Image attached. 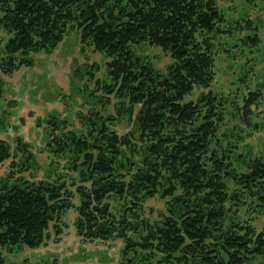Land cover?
<instances>
[{"label": "trees", "instance_id": "trees-1", "mask_svg": "<svg viewBox=\"0 0 264 264\" xmlns=\"http://www.w3.org/2000/svg\"><path fill=\"white\" fill-rule=\"evenodd\" d=\"M224 21L216 0H0L7 35L1 72L31 65L32 53L53 50L75 29L80 43L108 58L109 79L100 87L121 103L115 116L79 115V131L48 120V150L68 158V171L54 177L27 179L35 163L30 145L11 149L0 138V163L10 159L0 178V248L42 245L51 228L61 233L62 215L75 207L80 238L122 239L124 264L157 255L160 264H252L264 256V227L257 232L251 222L264 215V160L239 150L226 106L236 100L211 89L187 99L214 80L215 34L231 30L220 27ZM244 22L254 30L245 41L256 44L255 27ZM141 43L169 53L165 74L136 54ZM2 85L0 77V98ZM261 94H235L240 124L250 123ZM119 114L132 121L122 134L112 127ZM153 197L164 201L165 212L151 221L142 205Z\"/></svg>", "mask_w": 264, "mask_h": 264}, {"label": "rangeland", "instance_id": "rangeland-1", "mask_svg": "<svg viewBox=\"0 0 264 264\" xmlns=\"http://www.w3.org/2000/svg\"><path fill=\"white\" fill-rule=\"evenodd\" d=\"M224 14L225 21L220 24L230 32L215 34L214 46V80L209 88L196 87L187 96L195 100L203 90L211 89L218 94L228 96L234 101L227 103V117L234 139H237L239 150L246 156H259L264 160V0H216ZM249 20L255 27L259 40L256 44L245 41L247 34L254 30L244 27V20ZM7 35L0 29V49ZM136 54L150 61L161 73H166L173 62L168 52L159 46L141 43L134 46ZM1 56V52H0ZM32 64L22 65L13 72H1L3 80L0 98V138L9 143L11 149L18 142L28 143L35 157V163L24 174L27 179L38 180L46 174L56 172L64 174L68 171L65 156L55 157L47 148L51 129L48 120L55 118L63 122L67 129L82 130L79 115L98 110L106 115H116L121 106L120 99L113 94L108 95L100 82H108L106 62L108 58L95 51L92 46L79 41V33L75 29L68 30L64 39L51 51H39L31 54ZM259 90L262 94L248 120L242 125L236 118L234 109L239 102L236 99L250 90ZM109 96V97H107ZM108 98L100 101L99 98ZM105 101V102H103ZM234 116V117H233ZM112 127L120 134L132 128L128 115L115 119ZM81 132V131H80ZM79 133V132H77ZM232 137V138H233ZM139 159L137 155L135 161ZM54 160V165L50 162ZM10 159L0 163V178L9 169ZM69 173L77 180L78 173ZM67 180L70 182L68 175ZM74 190V186H71ZM77 193H74L73 204H78ZM165 212L164 201L160 197L148 199L142 205V216L151 221L160 218ZM77 210L68 208L62 215L64 224L61 233L54 235L36 248L12 247L0 248L6 264H124L122 255L123 240H83L77 234L75 219ZM257 232L264 227V215L251 221ZM157 258V259H156ZM148 263L160 264V255ZM135 261V260H134ZM137 264V263H136ZM252 264H264V256L253 258Z\"/></svg>", "mask_w": 264, "mask_h": 264}]
</instances>
